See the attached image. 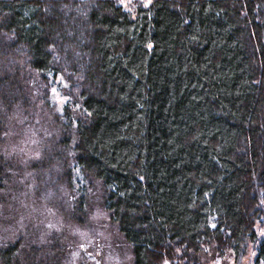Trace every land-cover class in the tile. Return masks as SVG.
<instances>
[{"label": "trees", "instance_id": "obj_1", "mask_svg": "<svg viewBox=\"0 0 264 264\" xmlns=\"http://www.w3.org/2000/svg\"><path fill=\"white\" fill-rule=\"evenodd\" d=\"M120 1L0 0V213L22 197L2 152L13 112L33 114L27 77L45 92L51 76L68 101L27 167L35 187L98 181L132 264H204L248 242L264 264V0ZM24 228L0 239V264H64Z\"/></svg>", "mask_w": 264, "mask_h": 264}, {"label": "rangeland", "instance_id": "obj_2", "mask_svg": "<svg viewBox=\"0 0 264 264\" xmlns=\"http://www.w3.org/2000/svg\"><path fill=\"white\" fill-rule=\"evenodd\" d=\"M134 1L145 4L149 0H121L124 6ZM47 90H43L39 76L26 78V87L31 98L26 115L16 110L5 135L2 152L6 157H13L20 170L16 177L21 184L22 197L15 200V206L7 207L6 213H0V239L4 235L14 236L28 228L29 237L36 244L51 243L57 240L66 250L62 252L64 264H132L131 250L116 226L112 224L102 205V187L96 180L82 179L76 176L71 187L57 173L54 177H44L36 187L29 179V163L39 157L44 142L54 143L59 136L57 118L61 119L67 104V83L62 79L46 80ZM49 83V84H48ZM46 93L47 97L42 95ZM76 113V110H74ZM21 181V183H20ZM27 182V183H25ZM87 187L86 214L81 217L82 224H76L74 203L79 196L80 186ZM34 192V194L30 193ZM256 192V191H255ZM28 193V195L26 194ZM19 194V193H18ZM20 195V194H19ZM259 195V194H258ZM1 210V209H0ZM255 231L258 238L264 236V218L255 220ZM32 237H31V236ZM255 243H245V251L239 257L231 252L219 257L213 248L201 253L204 264H254Z\"/></svg>", "mask_w": 264, "mask_h": 264}]
</instances>
